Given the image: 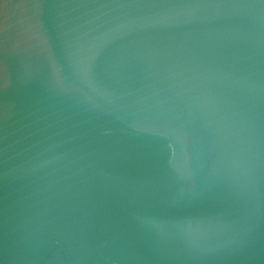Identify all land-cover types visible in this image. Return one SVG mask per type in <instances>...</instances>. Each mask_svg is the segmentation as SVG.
<instances>
[{
	"label": "water",
	"instance_id": "obj_1",
	"mask_svg": "<svg viewBox=\"0 0 264 264\" xmlns=\"http://www.w3.org/2000/svg\"><path fill=\"white\" fill-rule=\"evenodd\" d=\"M0 264H264V0H0Z\"/></svg>",
	"mask_w": 264,
	"mask_h": 264
}]
</instances>
